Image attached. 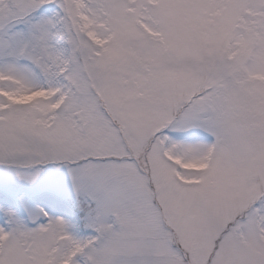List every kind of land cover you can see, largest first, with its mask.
<instances>
[{
  "label": "snow or ice",
  "instance_id": "6c2138e0",
  "mask_svg": "<svg viewBox=\"0 0 264 264\" xmlns=\"http://www.w3.org/2000/svg\"><path fill=\"white\" fill-rule=\"evenodd\" d=\"M0 264H264V0H0Z\"/></svg>",
  "mask_w": 264,
  "mask_h": 264
}]
</instances>
